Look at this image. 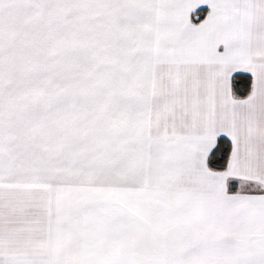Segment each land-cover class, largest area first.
Returning <instances> with one entry per match:
<instances>
[{"label":"snow or ice","instance_id":"1","mask_svg":"<svg viewBox=\"0 0 264 264\" xmlns=\"http://www.w3.org/2000/svg\"><path fill=\"white\" fill-rule=\"evenodd\" d=\"M0 264H264V0H0Z\"/></svg>","mask_w":264,"mask_h":264}]
</instances>
